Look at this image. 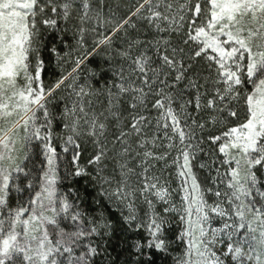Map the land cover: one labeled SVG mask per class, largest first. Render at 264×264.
Instances as JSON below:
<instances>
[{
    "label": "snow or ice",
    "instance_id": "6c2138e0",
    "mask_svg": "<svg viewBox=\"0 0 264 264\" xmlns=\"http://www.w3.org/2000/svg\"><path fill=\"white\" fill-rule=\"evenodd\" d=\"M0 264H264V0H0Z\"/></svg>",
    "mask_w": 264,
    "mask_h": 264
}]
</instances>
